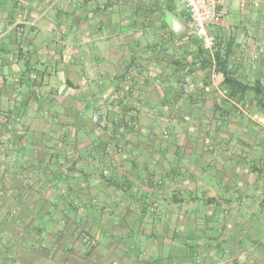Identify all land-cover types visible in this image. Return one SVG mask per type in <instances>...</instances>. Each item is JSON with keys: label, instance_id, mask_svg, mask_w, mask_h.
<instances>
[{"label": "crops", "instance_id": "obj_1", "mask_svg": "<svg viewBox=\"0 0 264 264\" xmlns=\"http://www.w3.org/2000/svg\"><path fill=\"white\" fill-rule=\"evenodd\" d=\"M47 1L0 0V203L26 232L16 241L42 264H264V96L235 100L248 115L201 91L178 0H69L40 16ZM226 25L219 41L244 49L227 69L264 93V53L250 58L264 0L233 2Z\"/></svg>", "mask_w": 264, "mask_h": 264}, {"label": "built area", "instance_id": "obj_2", "mask_svg": "<svg viewBox=\"0 0 264 264\" xmlns=\"http://www.w3.org/2000/svg\"><path fill=\"white\" fill-rule=\"evenodd\" d=\"M69 0H48L40 11V16L47 13H56ZM185 7L188 19L186 21L185 33L188 37L194 38L198 41L203 50V56L197 57L192 61V67L197 70H205L209 75V80L206 84H201L200 88L203 93H208L215 90L217 94L228 101H232L228 97L227 92L221 87L224 79L223 72L218 68V59L223 62L232 61L236 57L237 60L244 58L243 47L235 54L231 55L221 43L218 38V32L225 28L226 14L233 2L238 3L240 7H244L248 0H178ZM23 20L17 19L16 29L19 30L18 25ZM35 23L34 19L30 22L31 25ZM264 53L262 46H257L255 51L251 53L252 60L258 59ZM180 86L185 95L191 94L195 91V85L191 81L189 73L184 72L181 75ZM129 86H125L120 92V97L123 98L125 91ZM94 122L98 121V114L92 115ZM168 133L165 128L162 129V136L167 137ZM247 251H241L238 254L239 258H245Z\"/></svg>", "mask_w": 264, "mask_h": 264}, {"label": "rangeland", "instance_id": "obj_3", "mask_svg": "<svg viewBox=\"0 0 264 264\" xmlns=\"http://www.w3.org/2000/svg\"><path fill=\"white\" fill-rule=\"evenodd\" d=\"M220 97V96H219ZM223 99V98H222ZM228 104V111H246L249 114H252L253 109L246 104L239 105L237 104V101L235 99H232V102L223 99ZM234 101V102H233ZM237 104V106H235ZM261 107L264 109V102H261ZM227 117L224 116L223 120H226ZM168 133V132H167ZM168 136V135H167ZM262 176L264 177V169L261 171ZM10 203H0V264H28L27 257L28 254H33L38 259L39 264L43 263L44 258V250L38 249L35 251H28L26 248V243L23 242V240H19V242L16 241V238H26V232L21 235L14 234L12 231V228L14 229V226H10V220L12 216V210L10 209ZM1 215H6L7 218H1ZM259 222V221H257ZM12 227V228H11ZM264 240H261L263 242ZM241 251H247V255L245 258H241L243 260L247 259L251 251L250 249H247L245 246L239 250ZM239 252L237 254H239ZM253 258H257V256L252 255Z\"/></svg>", "mask_w": 264, "mask_h": 264}, {"label": "trees", "instance_id": "obj_4", "mask_svg": "<svg viewBox=\"0 0 264 264\" xmlns=\"http://www.w3.org/2000/svg\"><path fill=\"white\" fill-rule=\"evenodd\" d=\"M195 41L198 43L197 40ZM198 47H199L198 48L199 55L203 56L204 53L199 43H198ZM218 68L223 72V76H224V79L221 83V87L226 90L229 98L235 99L239 102L241 101L243 102L244 97L246 96L248 91H253L258 97V100L260 99V96H264V93L262 92V88L260 87V85H258V83H255L254 85H249L233 77L229 72V70L227 69L226 62L220 61L218 59Z\"/></svg>", "mask_w": 264, "mask_h": 264}, {"label": "water", "instance_id": "obj_5", "mask_svg": "<svg viewBox=\"0 0 264 264\" xmlns=\"http://www.w3.org/2000/svg\"><path fill=\"white\" fill-rule=\"evenodd\" d=\"M167 21L169 26L175 33H181L183 31L184 26L176 17L169 15Z\"/></svg>", "mask_w": 264, "mask_h": 264}]
</instances>
